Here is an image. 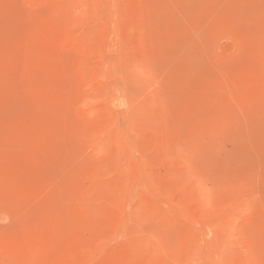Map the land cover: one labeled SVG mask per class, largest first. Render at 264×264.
I'll return each mask as SVG.
<instances>
[{"label":"rangeland","instance_id":"rangeland-1","mask_svg":"<svg viewBox=\"0 0 264 264\" xmlns=\"http://www.w3.org/2000/svg\"><path fill=\"white\" fill-rule=\"evenodd\" d=\"M0 264H264V0H0Z\"/></svg>","mask_w":264,"mask_h":264}]
</instances>
